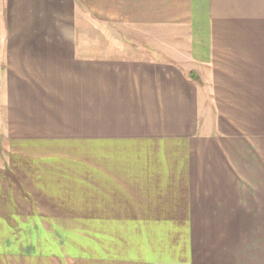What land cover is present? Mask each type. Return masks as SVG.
Returning a JSON list of instances; mask_svg holds the SVG:
<instances>
[{
    "label": "crops",
    "instance_id": "1",
    "mask_svg": "<svg viewBox=\"0 0 264 264\" xmlns=\"http://www.w3.org/2000/svg\"><path fill=\"white\" fill-rule=\"evenodd\" d=\"M48 260L264 264V0H0V264Z\"/></svg>",
    "mask_w": 264,
    "mask_h": 264
},
{
    "label": "rangeland",
    "instance_id": "2",
    "mask_svg": "<svg viewBox=\"0 0 264 264\" xmlns=\"http://www.w3.org/2000/svg\"><path fill=\"white\" fill-rule=\"evenodd\" d=\"M96 33L101 34V35H106L109 41L114 42L115 45H112V47H119L121 49V54L120 55H125V56H132V50L133 48L135 49L136 47H140V49H143L144 51H147L152 55L153 52H159V56L162 59H166L165 51L160 50L157 48L162 47L164 45L163 40H168L169 38L172 39V43L174 44H181V41H174L177 37H179L182 32L178 30H167V29H148V28H142V27H133V26H126V25H117V24H106L105 22H97L96 23ZM152 37H156L159 39V42H152ZM121 41V43H120ZM117 45V46H116ZM119 45V46H118ZM178 47V46H176ZM172 47V48H176ZM139 48L137 50H140ZM154 49H158V51H155ZM168 50V49H164ZM171 51V50H170ZM164 52V54H163ZM172 52V51H171ZM173 53V52H172ZM135 56V55H134ZM27 207V205H26ZM19 213V211H17ZM49 213H52V211H49ZM54 213V212H53ZM18 220H25L24 218H20ZM52 227V226H51ZM36 231V229H35ZM9 235H12L9 233ZM87 235L86 234H80V253L79 257L81 259L87 258L88 256V249H87V240H86ZM40 238V236H39ZM58 238L57 242L49 244V248L47 251V254H55L54 247L55 245L59 242V237L56 235V239ZM55 242V240H52ZM13 247H9V255H7L8 258L10 259H23V258H37L39 259V254L32 256L31 254L34 252L33 249L30 248V241H27V246L24 244H21L20 246L18 243H11ZM40 243V240L37 242V247L38 244ZM62 246V242L59 244ZM15 247V251L13 248ZM79 251V250H78ZM7 252V251H5ZM45 257H55V256H48L46 255ZM47 258V259H48ZM14 262V261H13ZM48 263H54L53 260H48ZM47 264V263H46Z\"/></svg>",
    "mask_w": 264,
    "mask_h": 264
}]
</instances>
